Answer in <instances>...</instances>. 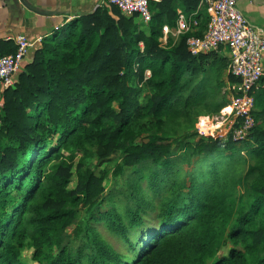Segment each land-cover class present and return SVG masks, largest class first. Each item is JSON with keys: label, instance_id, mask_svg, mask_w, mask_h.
<instances>
[{"label": "trees", "instance_id": "trees-1", "mask_svg": "<svg viewBox=\"0 0 264 264\" xmlns=\"http://www.w3.org/2000/svg\"><path fill=\"white\" fill-rule=\"evenodd\" d=\"M199 1H150L147 24L136 15L125 16L115 7L100 5L43 40L32 60L19 70L14 86L2 92L0 264H22L20 252L26 243L38 264H84L81 252L73 256L66 248L65 237L80 210L97 205L103 192L102 177L87 165L92 155L88 147L97 148L100 161L120 154L114 176L122 174L124 167H160L161 172L149 184L154 188L159 175H169V159L175 153L155 135L138 143L136 124L156 118L159 130L161 119L177 101L187 108L201 94L203 102L208 101L207 95L216 97L206 106L219 113L226 101V92L221 91L223 76L214 92H200L203 82L197 90L190 88L191 78L199 73L205 82H214L220 79L216 64L228 65L217 52L192 56L187 51L186 38L201 36L206 29V14L193 15ZM177 10L197 21V30L178 35L175 41L168 37L162 45V27L175 30ZM140 26L146 27L147 34ZM0 48H4L0 57L15 51L4 44ZM227 81L237 80L227 74ZM246 143L254 145L247 153L260 159L244 175L233 173L234 169L217 173L213 163L199 181L193 172L192 178L185 179L182 192L168 195L158 229L130 235L141 224L138 212L132 209L126 212L127 225L117 212L99 214L133 258L124 261L95 241L85 256L86 264H264L262 126L254 119V127L242 141L200 136L194 145L183 146L205 159L220 149L233 151ZM74 152L80 156L75 166L76 186L68 190ZM142 177L144 174L137 181ZM209 180L211 185L204 191L201 188ZM194 184H201V190L192 194ZM136 199L138 204L143 201L142 197ZM88 229L75 227L77 235ZM86 243L93 245L90 239Z\"/></svg>", "mask_w": 264, "mask_h": 264}, {"label": "rangeland", "instance_id": "rangeland-1", "mask_svg": "<svg viewBox=\"0 0 264 264\" xmlns=\"http://www.w3.org/2000/svg\"><path fill=\"white\" fill-rule=\"evenodd\" d=\"M161 44L163 45V43ZM223 66V63L216 64V72L219 74L220 79L217 78L214 82L213 79H208V81L205 82L202 80L204 77L199 73L196 77L191 78L192 83L190 88L197 90L199 84L203 82L205 87L202 90L200 89V92L203 90L214 92V86L221 82V76L225 74V69L227 71V68H224ZM146 76L148 77L149 73H146ZM188 76H190L189 72H187L186 78H188ZM225 86L226 83H223L221 88V91L223 90L226 92L224 106L226 105L229 96L227 89H224ZM186 92L188 93V91ZM187 93H185V95ZM188 94H190V92ZM201 96H203V94H201ZM201 96H198L195 100H191L187 108L184 106L183 102L177 101L178 104L173 110L166 113L161 119L162 126L159 130L155 128L156 118H145L136 124V140L138 143L155 135L169 143L171 149L175 153V155L169 159V175H159L157 180L158 185L154 188H151L149 184L153 182V176H156L161 172L160 167L145 165L140 170L124 167L122 174L114 176V168L121 160L120 154L114 153L104 161H100L97 159L96 155L97 148L88 147L92 152V155L86 160V162L89 167L92 166L95 168V173L98 177H102L101 187L103 188V192L98 204L94 207L82 208L79 212V217L76 223L68 227L66 230L65 246L73 256H76L78 252H81L82 261L86 264L85 256L86 254H90L91 247L95 246L94 242L96 241V243L99 242L106 247L108 251L114 253L116 257H121L124 261H130L133 258V254L129 251L128 246L125 245L119 237L113 236L109 231L108 226L99 219V214H104L107 211L111 213L117 212L122 218L121 221L127 225L129 219L126 217V212L128 209H132L138 212L141 224L137 226L134 231H130V235L138 234V232H141L142 230L151 231L158 229L161 225L160 223H162L159 214L162 206L167 201L168 195L170 193L176 194L182 192L186 185V183H184L185 179L190 177L193 172H195L196 176L195 181H199L207 174L213 163L217 166V173L234 169L232 170L233 173L244 175L248 166L255 164L256 161L260 159L253 157L252 153H247L251 149V146H254L251 143L239 145L233 151L226 152L223 149H220L214 154V156L205 159H203V155L197 156L196 154H193L191 148L183 146L184 144L194 145L200 140V135L196 131V124L200 120L212 122L219 114L210 110L207 108L208 106H206V104L208 105L211 100L216 97L213 95H207L206 99L208 101L203 102V97ZM142 97L143 95L141 94L139 99ZM225 125L226 123L224 126ZM56 142L57 141H54V144H56ZM63 153L69 155L66 152ZM73 155L74 161L69 184L67 186L68 190H73L76 186L77 172L75 166L80 159V156L75 152ZM140 174H144V177L137 181V177ZM211 182L212 181L210 180L207 181L206 185L202 188L201 184H194L191 187L192 194L196 193L200 188L206 191L211 185ZM21 194H23V191H21ZM136 196H138V198L142 197L143 201L138 204ZM139 205L140 209L138 210ZM90 213H92V217ZM76 226H83L84 228L89 227V229L87 232L82 231L81 234L77 235L75 230ZM83 235L89 237L87 239L92 241V246H88L86 243L87 239L85 240L82 238ZM33 256V249L30 247L29 243H26V246L20 252L21 263L38 264L33 259ZM109 264L113 263L111 262Z\"/></svg>", "mask_w": 264, "mask_h": 264}, {"label": "built area", "instance_id": "built-area-1", "mask_svg": "<svg viewBox=\"0 0 264 264\" xmlns=\"http://www.w3.org/2000/svg\"><path fill=\"white\" fill-rule=\"evenodd\" d=\"M150 1L153 0H101L100 5L115 7L125 16L136 15L143 24H147L151 20ZM236 2L237 0H200L193 15L199 11L206 14V29L201 36H189L185 40L187 51L192 56L218 52L223 48L228 52L227 74L237 81L225 88L229 93L228 101L214 121L200 120L196 124V131L201 137L219 138L223 141L228 137L234 141H242L248 137L254 127L253 90L264 75L261 62L264 34L248 23L237 10ZM197 27V21L188 20L181 11H177L174 35L192 34ZM169 33L168 27L163 26L162 40ZM13 42L14 53L0 57L2 90L14 86L21 62L33 45L23 35L15 37ZM139 45L142 46L141 43Z\"/></svg>", "mask_w": 264, "mask_h": 264}, {"label": "crops", "instance_id": "crops-1", "mask_svg": "<svg viewBox=\"0 0 264 264\" xmlns=\"http://www.w3.org/2000/svg\"><path fill=\"white\" fill-rule=\"evenodd\" d=\"M24 1L36 12L27 10L19 0H0V45L4 44L14 47L13 40L18 35H23L33 44L22 60L20 70L32 60L35 51L41 47L43 40L51 37L72 20L93 13L101 3V0ZM153 1L157 2L156 0ZM236 8L253 28L264 34V0H237ZM139 29L147 34L146 27L140 26ZM168 37L174 41L177 40L175 38H178L177 35H174V31L170 30L166 39H163L165 42L161 38V43H166ZM0 49L4 50V48ZM217 53L225 61L226 59L228 60L226 49H220ZM261 62L264 73V54L262 55ZM222 78L226 83L225 88L229 84L234 83L227 81L226 69ZM3 91L0 89V104ZM253 96L255 100L254 119L256 125L262 126L264 130V113L262 112L264 109V75L260 84L253 90Z\"/></svg>", "mask_w": 264, "mask_h": 264}, {"label": "water", "instance_id": "water-1", "mask_svg": "<svg viewBox=\"0 0 264 264\" xmlns=\"http://www.w3.org/2000/svg\"><path fill=\"white\" fill-rule=\"evenodd\" d=\"M20 3L22 4V6H24L27 10L31 11V12H36L35 10H33L28 4L25 3L24 0H19ZM39 13V12H37Z\"/></svg>", "mask_w": 264, "mask_h": 264}]
</instances>
